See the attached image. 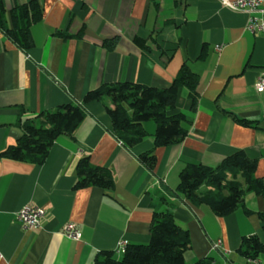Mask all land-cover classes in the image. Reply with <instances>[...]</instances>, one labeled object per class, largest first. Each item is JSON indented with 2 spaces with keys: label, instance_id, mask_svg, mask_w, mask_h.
Masks as SVG:
<instances>
[{
  "label": "crops",
  "instance_id": "crops-1",
  "mask_svg": "<svg viewBox=\"0 0 264 264\" xmlns=\"http://www.w3.org/2000/svg\"><path fill=\"white\" fill-rule=\"evenodd\" d=\"M29 1L2 0L7 18L14 6ZM38 1L42 15L30 26L29 49L0 31V153L21 136L18 122L79 104L102 84L165 88L186 62L199 76L198 97L190 111L186 91L179 90L177 110L189 121L183 123L185 138L174 145L155 147V124L146 121V136L125 147L110 132L105 106L112 103L105 96L83 105L85 117L74 137L58 136L43 163L0 155V264H94L105 250L119 259L120 243L149 241L154 210L170 212L187 232L186 262L249 264L239 249L254 234L264 241V196L246 191L243 207L219 217L182 195L160 201V186L174 191L187 164L214 168L239 150L256 159L255 176L264 177V91L254 89L264 73V33L247 31V13L228 9L225 0ZM113 37L117 43L109 51L102 41ZM150 150L152 170L138 158ZM85 155L93 166L110 170V190L73 187L76 163ZM24 205L43 209L38 227L25 229L16 219ZM67 223L79 231L78 239L63 233ZM257 260L264 264V253Z\"/></svg>",
  "mask_w": 264,
  "mask_h": 264
},
{
  "label": "trees",
  "instance_id": "trees-1",
  "mask_svg": "<svg viewBox=\"0 0 264 264\" xmlns=\"http://www.w3.org/2000/svg\"><path fill=\"white\" fill-rule=\"evenodd\" d=\"M42 6L38 0H30L14 6L7 18L0 0V31L26 50L32 46L31 24L40 20ZM80 36V33L79 35ZM135 41L144 48L142 42ZM117 37L103 39L102 45L113 50ZM204 50L200 58L204 57ZM168 55H165L167 60ZM199 76L184 62L171 83L165 88H156L135 82L117 81L102 84L94 90L87 91L81 103H65L52 111L41 112L35 118L18 122L22 134L13 145L6 147L0 155L15 161L41 164L44 162L50 147L60 135L74 137V133L85 117L83 105L109 97L112 107L105 106L109 116L111 134L125 147H131L146 136L144 123L153 121L155 130L153 143L155 147L180 143L186 136L183 126L188 122L187 115L177 110L176 102L180 89L186 91L190 101V111H194L197 102V84ZM235 121L251 126L252 122L233 116ZM139 161L149 170L155 166L156 159L152 151L141 153ZM256 159L249 158L239 150L224 158L216 167L201 164H187L179 173V181L174 191L160 186L163 196L160 201L166 202V196L182 195L191 203L205 204L216 216L222 217L243 207V196L252 191L264 196V177L255 176ZM114 178L106 167L93 166L88 155L82 156L76 163V180L74 188L96 186L110 190ZM207 186L204 191L201 186ZM264 222V213L260 214ZM264 231V224H262ZM189 248V237L174 220L168 211H153L149 228V241L145 244L126 243L125 250L119 259L112 251H102L94 264H212V258H205L188 263L184 252ZM264 253V241L254 234L245 237L239 254L248 260L257 259Z\"/></svg>",
  "mask_w": 264,
  "mask_h": 264
},
{
  "label": "built area",
  "instance_id": "built-area-1",
  "mask_svg": "<svg viewBox=\"0 0 264 264\" xmlns=\"http://www.w3.org/2000/svg\"><path fill=\"white\" fill-rule=\"evenodd\" d=\"M224 6L233 11H244L247 13V22L245 29L251 33H264V0H225ZM254 89L256 92L264 91V73L257 76ZM43 209L38 206L24 205L16 212V219L25 229L36 228L40 224V218L43 215ZM63 233L72 239L80 237L76 227L67 223L63 226ZM219 242L215 244V247ZM126 243L122 242L118 246V253L122 255ZM249 264H257V259L248 260Z\"/></svg>",
  "mask_w": 264,
  "mask_h": 264
},
{
  "label": "rangeland",
  "instance_id": "rangeland-1",
  "mask_svg": "<svg viewBox=\"0 0 264 264\" xmlns=\"http://www.w3.org/2000/svg\"><path fill=\"white\" fill-rule=\"evenodd\" d=\"M203 187H205V186H203ZM206 188V187H205Z\"/></svg>",
  "mask_w": 264,
  "mask_h": 264
}]
</instances>
